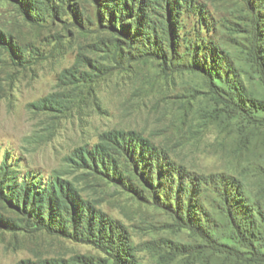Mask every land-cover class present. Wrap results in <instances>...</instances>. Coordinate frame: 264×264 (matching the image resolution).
<instances>
[{"label":"rangeland","instance_id":"obj_1","mask_svg":"<svg viewBox=\"0 0 264 264\" xmlns=\"http://www.w3.org/2000/svg\"><path fill=\"white\" fill-rule=\"evenodd\" d=\"M194 64L263 100L264 0H0V264H236L226 203L264 253V111Z\"/></svg>","mask_w":264,"mask_h":264},{"label":"trees","instance_id":"obj_2","mask_svg":"<svg viewBox=\"0 0 264 264\" xmlns=\"http://www.w3.org/2000/svg\"><path fill=\"white\" fill-rule=\"evenodd\" d=\"M194 66H197L194 64ZM206 66V65H205ZM213 64L210 67L203 68L201 65H198L199 72L206 76V83L210 87L211 91H215V94L218 93L216 96H221L222 94L229 95L235 110L238 112L240 116L246 118L248 121H253L255 119V113L258 111H264V99L261 101H256L253 98H250L248 93L244 90L242 85L232 86L227 82L226 79L222 78V75L217 71L213 70ZM259 66V65H258ZM260 72H261V84L264 88V66L260 64ZM202 71H205L203 73ZM222 93V94H221ZM255 112V113H254ZM264 122V121H262ZM152 186V185H151ZM62 194V193H61ZM227 195V193H225ZM227 196H225V201L227 202ZM189 204V199H188ZM189 206V205H188ZM227 208V218L230 225L231 230L236 233L237 236L240 238H246L248 241V246L251 249V252L245 255L241 254L240 251L230 247L226 243H221L215 238L214 233L211 230L204 231L203 238L208 243L209 250H212L215 254H222L226 255V258H234L236 264H264V253L255 249V243L259 242V237L255 236L253 231L246 233L247 230L245 229V224L240 220L237 216H235L234 209L229 207V204L226 203ZM177 212L182 216L181 211L178 210V204L176 205ZM187 209V208H186ZM197 228V227H196ZM241 240V239H240ZM230 256V257H228Z\"/></svg>","mask_w":264,"mask_h":264}]
</instances>
